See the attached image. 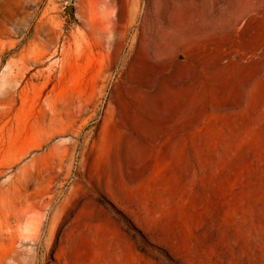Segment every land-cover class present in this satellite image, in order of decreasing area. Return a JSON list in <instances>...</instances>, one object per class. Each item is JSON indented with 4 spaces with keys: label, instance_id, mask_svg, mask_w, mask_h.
I'll list each match as a JSON object with an SVG mask.
<instances>
[{
    "label": "rangeland",
    "instance_id": "obj_1",
    "mask_svg": "<svg viewBox=\"0 0 264 264\" xmlns=\"http://www.w3.org/2000/svg\"><path fill=\"white\" fill-rule=\"evenodd\" d=\"M0 264H264V0H0Z\"/></svg>",
    "mask_w": 264,
    "mask_h": 264
}]
</instances>
